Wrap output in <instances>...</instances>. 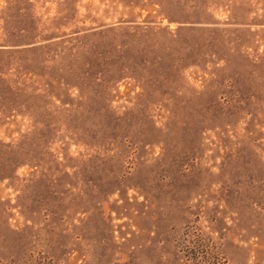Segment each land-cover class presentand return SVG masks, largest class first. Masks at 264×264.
Returning <instances> with one entry per match:
<instances>
[{
	"label": "rangeland",
	"instance_id": "obj_1",
	"mask_svg": "<svg viewBox=\"0 0 264 264\" xmlns=\"http://www.w3.org/2000/svg\"><path fill=\"white\" fill-rule=\"evenodd\" d=\"M0 264H264V0H0Z\"/></svg>",
	"mask_w": 264,
	"mask_h": 264
}]
</instances>
